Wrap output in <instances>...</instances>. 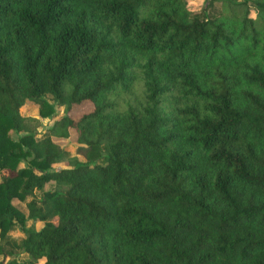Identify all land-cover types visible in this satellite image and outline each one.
Returning <instances> with one entry per match:
<instances>
[{"label": "trees", "instance_id": "16d2710c", "mask_svg": "<svg viewBox=\"0 0 264 264\" xmlns=\"http://www.w3.org/2000/svg\"><path fill=\"white\" fill-rule=\"evenodd\" d=\"M45 96L63 114L25 133ZM15 224L26 264H264V0H0V240Z\"/></svg>", "mask_w": 264, "mask_h": 264}, {"label": "rangeland", "instance_id": "374dc122", "mask_svg": "<svg viewBox=\"0 0 264 264\" xmlns=\"http://www.w3.org/2000/svg\"><path fill=\"white\" fill-rule=\"evenodd\" d=\"M205 1L206 0H187V5L192 11H200ZM45 99L52 103L55 109L53 115L45 118L39 115V104L37 101H27L25 105L22 106L21 113L26 117L25 133L34 132L37 137H40L46 134L47 129L53 124V121L63 114V107L58 106L55 100H53L50 96H45ZM88 109V106H84L79 110L78 114H81ZM13 137H16V135L13 134ZM53 140H55V142L62 146L63 150L68 154L69 157H77L79 159H82V155L80 154V150L78 149L79 145L76 142V132L74 130L70 131V136L68 137L53 136ZM66 165L67 161L63 160L54 164V167L60 168ZM44 189L47 191L54 190L55 182L51 181L46 183ZM37 196L41 197V191H38ZM13 204L25 214L27 213L25 201L21 202L14 199ZM46 212L48 214V219L55 222L56 218L51 215L48 208H46ZM25 224L28 227H34L36 229L42 226V223L40 221H36L33 219H27ZM22 238L23 234L19 231L18 224H15L7 233L6 237L3 240H0V252H11L14 254L15 258L19 260V262H21L22 264H26L24 255L20 252L19 249V243Z\"/></svg>", "mask_w": 264, "mask_h": 264}]
</instances>
